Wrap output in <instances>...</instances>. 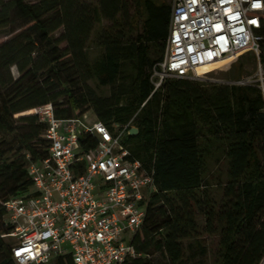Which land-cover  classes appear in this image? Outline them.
<instances>
[{
  "label": "trees",
  "instance_id": "1",
  "mask_svg": "<svg viewBox=\"0 0 264 264\" xmlns=\"http://www.w3.org/2000/svg\"><path fill=\"white\" fill-rule=\"evenodd\" d=\"M170 16L169 5L152 0H0V31L24 24L21 33L0 44L1 263L10 259L11 247L1 235L13 232L5 224L4 204L36 195L28 166L43 161L49 151L47 125L39 116H15L46 105L59 119L92 112L109 127L131 122L127 131H139L137 136L126 132L124 142L132 159L152 174L157 191L132 241L139 256L124 264H156L155 254L167 264H201L184 246L201 233L218 236L216 264L264 259V88L171 78L154 91L151 77L164 58ZM118 17L126 20L120 23ZM138 19L139 31L126 38ZM103 20L111 25L96 43L105 54L91 71L85 50ZM60 29L63 33L54 39ZM248 56L264 66V40L259 57ZM125 61L134 65L133 83L110 97L90 95L78 79L91 74L101 86H114ZM13 67L17 78L11 76ZM220 149L227 181L216 202L204 187V173ZM200 255L205 256L203 248ZM60 264L72 263L68 258Z\"/></svg>",
  "mask_w": 264,
  "mask_h": 264
},
{
  "label": "built area",
  "instance_id": "2",
  "mask_svg": "<svg viewBox=\"0 0 264 264\" xmlns=\"http://www.w3.org/2000/svg\"><path fill=\"white\" fill-rule=\"evenodd\" d=\"M263 29L264 0H172L154 91L171 78L198 80L205 65L247 52L259 57ZM35 114L47 125L49 151L28 166L36 195L4 204L13 232L1 235L11 247L0 264H124L139 256L132 241L157 189L124 142L131 122L109 127L92 112L59 119L52 105Z\"/></svg>",
  "mask_w": 264,
  "mask_h": 264
},
{
  "label": "rangeland",
  "instance_id": "3",
  "mask_svg": "<svg viewBox=\"0 0 264 264\" xmlns=\"http://www.w3.org/2000/svg\"><path fill=\"white\" fill-rule=\"evenodd\" d=\"M156 4L165 3L171 7L172 0H152ZM133 14V9L129 11V17ZM143 16L142 15V19ZM131 19V18H130ZM122 17H118V21L120 23H124ZM129 21V20H128ZM138 25H136V29L133 34H128L126 38L134 37L136 32L140 29V19L137 20ZM111 23L106 20H103L100 24L95 25L94 31L89 39L85 50L86 61L89 68L93 69L94 65L99 63L104 54L105 49L103 47H99L96 43V38L98 35L102 33V31L109 27ZM24 30L23 23H16L12 27L3 29L0 31V44L3 43L6 39L15 36L16 34L21 33ZM63 30L57 31L53 34V38L57 39L61 36ZM66 47L65 43L60 44V48L64 49ZM161 49V46L158 47ZM165 53V52H164ZM249 53L240 55L236 59H224L219 63L214 65L198 69V80H203L209 82L211 84H219V85H226V84H237V85H253L257 84L259 87H264V66L249 57ZM243 58H240L241 56ZM85 71H83L84 73ZM11 76L13 78L18 77V72L16 68H11ZM86 73V72H85ZM84 73V74H85ZM83 74V75H84ZM135 78V69L134 65L129 61H125L122 64V71L121 76L117 80V83L114 86H101L98 82V79L93 75L87 74L85 79L78 78L83 83V88L88 90L90 95H94L96 97H110L112 93L116 92L118 89L127 90L130 88V85L133 83ZM38 109V108H37ZM36 109L24 112L20 115H16L15 117L18 118L24 115H31L35 114ZM227 181V163L222 154V149L218 151H214V155L208 160L207 168L204 173V187L210 194L211 198L216 202H219L223 196L222 187ZM198 223L200 229L204 226V218L199 215ZM7 243H10L11 240L5 238L4 239ZM184 246L190 249L191 253L196 254L195 263L201 264H216V253L218 248V236H208L204 233H201L200 237L195 240H189L184 242ZM205 250V256L200 255L201 249ZM189 251V252H190ZM188 253V251H187ZM153 260L156 264H167L166 258L161 254H155L153 256Z\"/></svg>",
  "mask_w": 264,
  "mask_h": 264
},
{
  "label": "water",
  "instance_id": "4",
  "mask_svg": "<svg viewBox=\"0 0 264 264\" xmlns=\"http://www.w3.org/2000/svg\"><path fill=\"white\" fill-rule=\"evenodd\" d=\"M138 129L136 127H131L129 130H128V134L130 136H137L138 135Z\"/></svg>",
  "mask_w": 264,
  "mask_h": 264
},
{
  "label": "bare ground",
  "instance_id": "5",
  "mask_svg": "<svg viewBox=\"0 0 264 264\" xmlns=\"http://www.w3.org/2000/svg\"><path fill=\"white\" fill-rule=\"evenodd\" d=\"M220 62H221V61H220ZM216 63H219V62H216ZM216 63H212V64H209V65H205V66H203V67H201V68H205V67H208V66L214 65V64H216ZM201 68H199V69H201Z\"/></svg>",
  "mask_w": 264,
  "mask_h": 264
}]
</instances>
